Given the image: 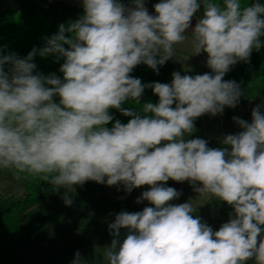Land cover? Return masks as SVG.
Here are the masks:
<instances>
[{"label": "clouds", "instance_id": "9594fccd", "mask_svg": "<svg viewBox=\"0 0 264 264\" xmlns=\"http://www.w3.org/2000/svg\"><path fill=\"white\" fill-rule=\"evenodd\" d=\"M132 4L82 0L80 18L46 38L39 55L63 58V79L36 71V48L23 58L0 55V170L55 188L95 181L130 194L150 186L136 203L152 206L122 211L109 225L115 238L104 252L107 264H264V105L252 109L251 123L233 117L243 131L223 139L229 147L185 140L197 118L240 103V85L223 78L264 47V5L159 0L150 14L145 0ZM202 5L190 35L192 54L207 53L211 74L174 72L170 84H144L130 75L140 64L158 74L188 40ZM146 88L158 103H146L143 115L122 108L129 100L139 103ZM109 109L132 119L105 127L114 119ZM169 179L188 181L199 198L226 202L233 209L228 222L214 231L193 215L192 200L171 203L181 193L165 186ZM64 203L73 199L65 195ZM71 264H86L85 257L77 251Z\"/></svg>", "mask_w": 264, "mask_h": 264}, {"label": "rangeland", "instance_id": "374dc122", "mask_svg": "<svg viewBox=\"0 0 264 264\" xmlns=\"http://www.w3.org/2000/svg\"><path fill=\"white\" fill-rule=\"evenodd\" d=\"M19 0H0V10L13 9L18 5ZM54 10L58 13L59 9L56 0H48ZM78 5L82 6V0H72ZM159 0H145V7L150 14H154V5ZM127 6L132 7V0H121ZM198 22L196 13L191 22V28L186 30L189 35L188 40L183 45L176 47L174 57L169 59L178 69L190 73L191 76L202 75L207 68V56L202 52L198 55L192 54L193 46L191 44L192 29ZM264 105V104H262ZM260 111L264 113V107H260ZM251 111L245 107L240 106L229 116L217 114H205L197 118L196 131L185 137V140L201 138L208 142L209 145L219 140L223 136L230 134H238L243 129L233 120V117L243 119L249 123L252 121ZM199 186V182H197ZM165 186L173 187L181 193L179 198L171 201L173 204H180L192 200L197 205V210L193 214L199 216L203 222L213 228L214 231L219 230V227L226 223L219 211H217L215 197L206 198L200 197L194 191L192 185L188 181L176 182L169 179ZM108 186L99 184L95 181H86L82 186L73 185L72 188H56L50 196V204L56 205L57 202L65 205L64 197L68 195L73 199L71 209H75V218L72 221L65 222L60 225L59 220L55 219L54 213H43L41 205L33 208L30 214L26 215L20 222L21 245L18 251L20 264H71L74 255L77 251L82 257H85L86 264H107L106 259L100 257L103 252L101 247L94 246V244L85 245V242L90 240H81L82 242L70 241L67 237L56 240L45 237L44 232H53L57 229L62 232L75 234L77 236L88 237L87 231L92 232L93 228L102 230L107 227L108 223L114 222L115 217L122 211L128 213H135L142 211L145 207L152 206L148 201L136 203L141 194L149 190L148 185H143L134 188L132 192L121 193L122 186ZM9 195L16 198L24 196L23 188L19 184L18 177L13 170H0V195ZM129 196V198L127 196ZM49 198V197H48ZM47 198V199H48ZM128 199V200H127ZM46 200V199H45ZM44 200V201H45ZM113 200V201H112ZM196 200V201H195ZM43 201V202H44ZM128 201V202H127ZM202 204V205H199ZM125 206H130L131 211H126ZM81 218V220L78 219ZM83 222V223H82ZM28 227V228H27ZM45 230V231H44ZM44 231V232H43ZM126 230H122L124 236ZM100 241L102 239H94ZM248 264H253L249 261Z\"/></svg>", "mask_w": 264, "mask_h": 264}, {"label": "trees", "instance_id": "16d2710c", "mask_svg": "<svg viewBox=\"0 0 264 264\" xmlns=\"http://www.w3.org/2000/svg\"><path fill=\"white\" fill-rule=\"evenodd\" d=\"M245 2L247 6L256 2L264 5V0H245ZM56 4L59 9L58 13L48 0H19L15 8L0 10V55L15 53L23 58L33 48H36L37 54L33 59L36 64V71L44 75L55 74L63 79V73L60 72L64 63L63 58L57 59L56 55L41 57L39 51L45 46L46 38L56 34L61 24L67 26L80 18L83 14V6L73 3L72 0H56ZM203 11L202 5L196 13L197 19L202 18ZM65 35L68 37L71 33H65ZM67 47L65 45L66 49ZM7 67L6 65V70ZM158 68L157 74L147 65L140 64L134 68L130 75L139 78L144 84L154 82L170 84L174 72L191 76L190 73L175 67L170 60ZM205 73L211 74L212 70L207 66ZM223 79L237 82L243 93L237 107H225L222 114L224 117L231 115L240 106L251 111L254 107L264 104V47L259 51L253 50L248 62L241 61L232 66ZM59 99L57 96L55 101L58 103ZM158 101L159 97L153 93L152 89L146 88L139 103L129 100L122 104V108L143 115L142 108L146 103L155 104ZM109 113L113 115L114 119L105 125L108 128H111L116 120L122 124H127L132 119V117L124 116L121 111L116 109H109ZM194 126L196 128L197 119ZM225 137L211 145L208 144V147L216 149L229 147L223 144ZM13 172L18 177L24 196L16 198L0 195V264H20L18 257L21 245L20 222L26 215L30 214L33 208L41 205L45 199L50 197L56 189L49 182L42 181L39 177L18 176L14 170ZM215 203L217 211L228 222L229 213L233 212L232 207L218 199L215 200Z\"/></svg>", "mask_w": 264, "mask_h": 264}, {"label": "crops", "instance_id": "0c3cea01", "mask_svg": "<svg viewBox=\"0 0 264 264\" xmlns=\"http://www.w3.org/2000/svg\"><path fill=\"white\" fill-rule=\"evenodd\" d=\"M81 6V5H80ZM205 115V114H204ZM202 115V116H204ZM227 136V135H226ZM224 137V136H223ZM221 139V138H220ZM121 193H126L124 190L121 192ZM127 196V195H126ZM129 198V196H127ZM51 197H49L48 199H46L43 204L41 205V211H43V213L47 212V213H54L56 214V218L57 220H59L60 222V225H64L65 222L67 221H72V219L75 218V209H71L69 208L68 206L66 205H63V204H60V202H57L58 204L56 205H51L49 202H50V199ZM128 200V199H127ZM128 202V201H127ZM125 209L126 211H131V207L130 206H125ZM79 220H81V218L78 217ZM83 223V222H82ZM113 223V222H111ZM111 223H108L107 224V227L102 229V230H99L98 228H93L91 230H93L92 232H89L87 231L86 233L89 234V238L88 237H82L83 235L81 234L80 236H77L75 234H68V233H65V232H62V230H59L57 229V231H53V232H44L45 234V237L47 238H51L53 240H56V243L59 245V241L58 239H60L61 237H67L70 239V241H77V242H82L81 240H90V241H87L85 242V245H90L91 243L94 244V246H99L103 249H101V251L103 252L102 255H99L100 257H104V252L107 250L108 246L111 245L112 243V240L115 238L111 233H110V229H109V225ZM28 228V227H27ZM123 230V229H122ZM122 230H121V239L124 238L123 234H122ZM102 239L101 242L100 241H97V240H94V239ZM81 239V240H80Z\"/></svg>", "mask_w": 264, "mask_h": 264}]
</instances>
